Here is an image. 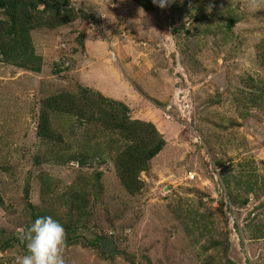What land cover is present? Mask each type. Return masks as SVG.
Returning a JSON list of instances; mask_svg holds the SVG:
<instances>
[{
  "label": "rangeland",
  "instance_id": "rangeland-1",
  "mask_svg": "<svg viewBox=\"0 0 264 264\" xmlns=\"http://www.w3.org/2000/svg\"><path fill=\"white\" fill-rule=\"evenodd\" d=\"M70 8L72 22L31 32L40 72L0 60V264L27 254L22 238L38 212L76 239L65 264H264V0ZM81 89L123 103L124 132L164 139L135 195L115 171L120 136L98 117L52 115L62 138L38 137L43 102ZM77 195L80 220L65 204ZM96 235L119 255L102 257Z\"/></svg>",
  "mask_w": 264,
  "mask_h": 264
},
{
  "label": "trees",
  "instance_id": "trees-1",
  "mask_svg": "<svg viewBox=\"0 0 264 264\" xmlns=\"http://www.w3.org/2000/svg\"><path fill=\"white\" fill-rule=\"evenodd\" d=\"M68 1L0 0V9L9 20H7L8 22L0 21V60L5 63L11 62V65L21 69L36 73L40 72L42 58L34 52L31 32L37 28L53 30L72 22L75 13L71 8L66 9ZM132 1L146 11L154 10L155 5H153L152 0ZM187 12L179 10L182 15H187ZM16 51H19L17 56L22 53L18 62L17 58H15L17 56H12ZM95 97L100 101H96ZM97 108L100 109L97 110ZM116 108L122 110L120 116L114 114L119 113ZM101 109L103 110L100 111ZM126 111L127 107L123 103L97 96L95 92L92 93L89 89H81L77 96L68 94L55 95L43 102L37 135L41 140L47 142H57L62 138L52 130V115H58L66 119L75 118L84 123L91 122V124L94 123L95 117H98L104 130L115 136H120V140L119 138L113 139L115 144L119 143L122 145L115 158V171L124 190L130 195H135L141 188L140 173L148 169L149 162L162 151L165 141L156 133L146 141H143L135 137L137 135L135 130L128 133L124 132L126 124L122 120L126 116ZM137 124L143 125L140 122ZM109 127H111V130ZM130 130L132 129L130 128ZM216 164L219 166L218 162ZM80 199L84 202V199L80 198L79 195L75 196V200L68 197L65 201L70 210L75 212L76 219L79 220L84 217L83 215L86 212V204L79 202ZM243 204H245V201ZM0 207H3L1 198ZM34 209L35 207L32 208V211ZM39 216L51 215L40 212L33 213L31 223ZM54 219L57 220L56 218ZM63 227L66 233V244L76 242V239L70 234L69 226L63 225ZM91 246L98 250L100 255L106 259H114L119 255L112 241L101 235L94 237Z\"/></svg>",
  "mask_w": 264,
  "mask_h": 264
},
{
  "label": "clouds",
  "instance_id": "clouds-1",
  "mask_svg": "<svg viewBox=\"0 0 264 264\" xmlns=\"http://www.w3.org/2000/svg\"><path fill=\"white\" fill-rule=\"evenodd\" d=\"M171 2L172 0H152L153 5L160 9ZM22 240L27 254L17 257V264H65V229L52 216L37 217L26 229Z\"/></svg>",
  "mask_w": 264,
  "mask_h": 264
},
{
  "label": "built area",
  "instance_id": "built-area-1",
  "mask_svg": "<svg viewBox=\"0 0 264 264\" xmlns=\"http://www.w3.org/2000/svg\"><path fill=\"white\" fill-rule=\"evenodd\" d=\"M188 176H189L190 180H192L194 178V176L190 172H188Z\"/></svg>",
  "mask_w": 264,
  "mask_h": 264
}]
</instances>
